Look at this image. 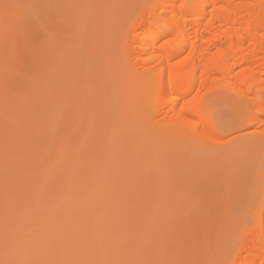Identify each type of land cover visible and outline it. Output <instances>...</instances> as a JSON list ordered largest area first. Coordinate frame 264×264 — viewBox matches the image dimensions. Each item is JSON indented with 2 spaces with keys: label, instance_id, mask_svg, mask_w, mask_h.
<instances>
[{
  "label": "bare ground",
  "instance_id": "6f19581e",
  "mask_svg": "<svg viewBox=\"0 0 264 264\" xmlns=\"http://www.w3.org/2000/svg\"><path fill=\"white\" fill-rule=\"evenodd\" d=\"M73 1L57 0L61 38L40 35L27 66L13 61L0 23V260L164 261L177 206L191 245L184 252L196 248L204 260L197 209L209 195L230 199L215 189L223 176L211 163L215 146L246 142L245 133L223 139L214 96L238 101V126L260 133L264 152V0H95L104 22L96 30L91 21L82 48ZM17 2L44 14L52 4ZM185 143L197 163L183 197L158 188L150 196L147 186L162 179L147 167ZM262 193L264 182L254 207L244 192L233 201L247 220L215 223L217 236L234 239L216 241L214 257L232 245L229 264H264ZM143 228L159 240L151 256Z\"/></svg>",
  "mask_w": 264,
  "mask_h": 264
},
{
  "label": "rangeland",
  "instance_id": "374dc122",
  "mask_svg": "<svg viewBox=\"0 0 264 264\" xmlns=\"http://www.w3.org/2000/svg\"><path fill=\"white\" fill-rule=\"evenodd\" d=\"M51 2V9L46 14L42 13L41 11L38 12L41 19L48 25V44L50 43V41H52L53 43L59 40V38H61V35L59 34H62L64 30V28L62 29V27H60L59 25L61 23V20L58 19L61 17H59L57 0H51ZM135 2L136 3L134 4L138 6L141 4L142 0H136ZM82 9L84 12V16L82 14ZM96 9L97 6L95 0H74L72 7L69 9V11H72L74 14L75 22L79 24V27L76 29L75 33V45L79 48H82V45L85 44V42L83 41V34L84 31H87L92 20L96 25V30L100 29V27H102L103 25L104 21L103 16L101 15L102 13H96ZM117 45V42L113 41L108 45V48L114 49ZM261 94H264L263 89H261ZM239 107L240 106L238 101L229 102L228 100L223 98V95L221 93L214 96V99L212 100V110L214 111V116L217 120L218 125L221 127L220 134L222 135L223 139L228 140L230 138L236 137L237 135L245 133L244 137L246 142L238 143L237 141H234L224 146H215L217 152L215 154V158L211 160V163L217 164V167L219 168L221 167L223 174V176L218 181V187L215 189L216 191L230 193V199L227 206V203L225 205H220V202H218L217 198L209 195L208 197L204 198L203 202L197 209L199 219L205 232L203 236L205 240L202 241L198 246L204 253V260L202 259V256L198 255V253L196 252L197 250L195 251L196 248L192 251L190 250L191 252L187 250L186 252H184V249L187 248V246L191 245L190 241H187L185 236L186 233L183 225V213L181 210L182 208L180 209V206H175L176 208H174L173 211H177L179 214H177V212V215L173 213L172 216H174L175 214V218H171L172 223L169 224L170 226H168L167 230H165V235H167L164 241H166L165 243L168 244L169 251L167 252H169L170 254L167 253L168 255L164 256V254L166 253L165 252L162 255L164 256L162 258V260L164 261H187L191 258H194H189V256L193 255L195 256V259L197 255L201 257L199 261L203 262L204 264H212V262L217 260H225V257L230 253L232 245L224 248L223 245L221 252L218 254V256L215 257L212 254V249L214 245H216V241L231 240L234 239V236L233 234L226 232L220 233L217 236L215 231L217 227L215 226V223L223 220L228 223L234 222V224H236V222H238L239 220L243 221L248 219V215L244 214V212L239 209V206L233 203L234 200L243 198V196H241L243 192L247 194V206L254 207L257 205V200L253 199V194H255L256 189L260 188L264 182V177L262 176V171L264 169V152L261 150L260 144H258L260 143L259 141L261 135L260 133H256L254 134V136L252 135V137L256 139H252V141H257V143L250 142L252 137L251 135L246 134V132L252 130L253 127L244 124L243 126L240 124V126H238L237 121ZM152 113L153 109H150L147 114ZM258 126H264V122L262 124H259ZM138 134L140 133L136 132V136ZM137 140V142H146V139L141 135ZM189 145V143H185L178 148H173L174 150H171V152H174V155H172L170 159H166L160 162H152L151 166L147 167V172L150 174V176L157 175L158 179H162L159 185L156 182L155 184H150L149 186H147V189L149 188L150 190V196L152 194V196L158 198V194L159 196L162 194L160 192L156 195L154 189L156 190L158 188L159 190H163L164 193H168V191L172 190L171 194L173 193L179 197H183L185 190L184 179L188 173L193 172L192 170H190V168L193 165L195 166L197 163L195 159L187 160L188 157H190V153L187 151L189 149ZM136 156L134 157H136L137 162H141L146 157L145 155ZM260 163L261 165H259ZM149 195L147 194V196ZM181 199L182 198H180V200ZM220 214L223 216L222 218H220ZM145 226L147 225H144L143 227ZM147 228H143V230L145 229L146 231L144 232L145 234L142 233L144 237L143 240H145V243L142 245H144L146 249V254L151 256L154 249L152 248V244L155 242L154 244L158 245L159 240L154 237L155 234H153L154 236L151 234V229L150 232H148L147 230L149 229ZM151 235L153 238H155L154 241L151 238ZM184 256H186L187 258H185Z\"/></svg>",
  "mask_w": 264,
  "mask_h": 264
},
{
  "label": "snow or ice",
  "instance_id": "6c2138e0",
  "mask_svg": "<svg viewBox=\"0 0 264 264\" xmlns=\"http://www.w3.org/2000/svg\"><path fill=\"white\" fill-rule=\"evenodd\" d=\"M41 5H22L17 0H0V23L3 25V39L10 43L14 62L27 66L36 58V39L48 35V25L35 11ZM264 8V2L261 4ZM191 55V53H189ZM175 95V93H173ZM187 103V101H185ZM183 111V108H181ZM264 120V115L259 117ZM264 197V193H262ZM0 264H202L196 261H24L16 259L0 260ZM212 264H229L227 260H217Z\"/></svg>",
  "mask_w": 264,
  "mask_h": 264
}]
</instances>
